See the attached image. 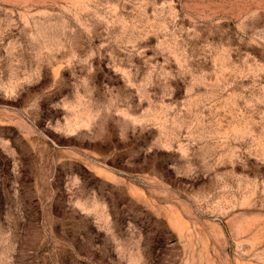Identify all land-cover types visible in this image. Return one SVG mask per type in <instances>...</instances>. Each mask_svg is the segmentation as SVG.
I'll list each match as a JSON object with an SVG mask.
<instances>
[{
    "label": "rangeland",
    "instance_id": "obj_1",
    "mask_svg": "<svg viewBox=\"0 0 264 264\" xmlns=\"http://www.w3.org/2000/svg\"><path fill=\"white\" fill-rule=\"evenodd\" d=\"M0 264H264V0H0Z\"/></svg>",
    "mask_w": 264,
    "mask_h": 264
}]
</instances>
